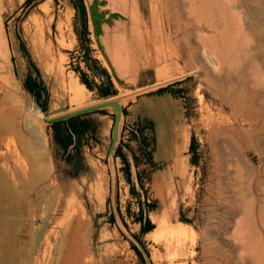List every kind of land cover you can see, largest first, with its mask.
<instances>
[{"label":"rangeland","instance_id":"374dc122","mask_svg":"<svg viewBox=\"0 0 264 264\" xmlns=\"http://www.w3.org/2000/svg\"><path fill=\"white\" fill-rule=\"evenodd\" d=\"M73 1L0 0V111L4 120L20 113L19 131L29 140L26 106L42 112L50 178L67 197L51 211L48 202L36 204L34 191L23 187L29 164L18 136L0 133V172L10 191L22 195L24 188L26 197L0 203V264H264V121L256 112L264 110V98L250 108L217 87L233 82L239 90L245 69L248 89L257 78L264 88L254 69L264 71V48L247 35L244 7L229 10L228 46L221 52L201 0H165L166 34L156 42L174 50L165 39L169 30L182 58L160 73L155 63L109 60L100 25L119 14L102 8V0H81L83 31ZM234 1L241 0H227ZM214 52L233 61L216 65ZM76 67L92 89L79 81ZM100 69L113 94L98 95L97 85L107 86ZM28 74L45 86L43 109L23 86ZM71 86L81 90L78 98ZM115 97L124 102L107 100ZM76 114L88 121V131L67 154L50 124ZM117 146L135 193L114 156ZM138 202L143 209L152 205L147 217L154 227L143 234L134 221ZM178 225L186 229L181 238L173 233ZM39 230L48 243L42 234L36 238Z\"/></svg>","mask_w":264,"mask_h":264},{"label":"bare ground","instance_id":"6f19581e","mask_svg":"<svg viewBox=\"0 0 264 264\" xmlns=\"http://www.w3.org/2000/svg\"><path fill=\"white\" fill-rule=\"evenodd\" d=\"M201 4H202V7L205 8L204 10H206L207 12H209L210 15H212V19L214 18L215 24L213 25L212 23H210V27H212V31L217 32V35L216 34L212 35V39L214 42L213 44H215V45L217 44L216 46L220 47L221 52H226V50H227L229 34L226 35V31H227V29L230 30V27H229V25H230L229 10L231 8H234L235 6H243L244 7L246 24H247V28L249 29V32L247 33V35L253 36V38L259 43V45L264 48V8H262L261 6L258 5L257 0L234 1L233 4L227 2V0H201ZM240 26H241V24L238 22V28H240ZM223 32H225V33H223ZM225 35L227 36V38L225 37ZM218 40H220L219 43H218ZM229 53L230 52H228V54ZM214 56H215V58H214L213 62L216 65H223L224 63L228 64L231 62V59L233 61V57L231 56V54H230V56L229 55L225 56V54H224V56L221 57L216 52H214ZM260 58L262 60V65H263L262 67L264 68V51L261 54ZM254 69H256L255 72L257 73L258 76H264V71H261L258 66H256ZM226 74L227 75L231 74L230 69H228L226 71ZM247 76L248 75H247V72L245 71V69L242 70L241 71V77H244V78L240 80L241 85L239 86V90H237V91L234 89L235 87H234L233 82H231V84L229 85L231 90L228 87L225 88L224 84L218 85L217 87L221 92L228 95L229 99L236 98L242 104L246 105L247 107L253 108L254 103H255V99L257 97L264 98V88L261 87L260 84H262V83L260 82L259 78H257L253 81L254 86H253L252 90L248 89L249 88L248 83L250 81L248 80ZM75 85H77V84L75 83ZM256 86H258V87H256ZM263 86H264V84H263ZM82 87H84V86H82ZM259 88H261L260 91L259 92L256 91V89H259ZM71 90H72L73 96H75L76 98H78L80 96L81 90L79 91V90L75 89V87H73V86H71ZM232 92H235V93H232ZM81 94H83V93H81ZM107 100L109 102L115 104V105H119L122 102H124V99L120 98V97L110 98ZM20 110H21V108H20ZM3 111L4 110L0 111V133H1V135H4V134L7 135L8 133H13V134H16L18 136L19 143H20L19 145H20V147H21V145L23 146V150L26 153L27 162L29 164V167H27L28 168L27 171H25V169H23L25 171V176H24V178L22 177L23 178L22 183L24 185V186L23 185L22 186L26 189L29 188L28 189L29 191H31V190L34 191V195H36V197H35L36 204L39 205V203H41L43 201L48 202V209L50 211L52 210L53 207L55 209L62 207V202L67 197L63 198L64 192H65L64 189H54L55 188V186H54L55 180L50 178L51 177L50 176L51 165L49 164V161H47V156H46L47 150L45 151L46 139H45V135L43 133V123L46 119L44 117H42L43 116L42 112L37 107L35 108L34 106H31V105L26 106V122L29 125V127H28L29 134L35 138V141H33L34 138L29 140L23 134H21V132L19 131V125L17 124V118L19 117L20 113L16 112L18 110L13 111L16 114L17 113L18 114L15 116H12V118L9 117L10 120L5 119L8 121L7 127H4V124L6 122H4L5 117L3 115V114H5V112L3 114L1 113ZM256 112H258V114L262 113L263 117L260 118V120L264 121V110H261L260 107H257ZM6 115H8V114H6ZM8 116H11V115H8ZM259 128H260V126H259ZM257 139L260 140L261 135H258ZM4 145H6V144H4ZM59 186L62 188L61 185H59ZM24 188H22V190L25 192ZM23 191H22V193H23L22 195H21V193L16 194V193H13L12 191H10V189L7 186V183L4 180L2 173L0 172V203L1 204L4 202H8L9 200H12L13 198L14 199L17 198L18 202L22 201V199L24 201L26 197H25V194ZM18 202L16 201V204H18ZM54 204H55V206H54ZM185 230H186L185 226H183V225H178V226L174 227L173 228V233H175L174 236L176 235V237L181 238L182 236L186 235ZM43 232H42V230L36 231L35 236H36V238L37 237L39 238V236L42 234L43 239H44V243H48V240H49L48 236ZM175 243H176V241H175ZM176 245H178V244H176ZM181 245L182 244H179L177 247H180ZM75 254H76V252H75ZM2 258L4 260L7 258V256L3 255Z\"/></svg>","mask_w":264,"mask_h":264},{"label":"crops","instance_id":"0c3cea01","mask_svg":"<svg viewBox=\"0 0 264 264\" xmlns=\"http://www.w3.org/2000/svg\"><path fill=\"white\" fill-rule=\"evenodd\" d=\"M166 2L165 0H102V8H108L119 14L110 24L100 25V41L105 56L109 60L116 59L121 63L126 58L134 67L155 63L160 73L165 72L167 65L174 67L175 59H180L182 56L171 40L170 31L167 30L165 39L174 50L169 52L156 42L159 34H166L160 21L166 18Z\"/></svg>","mask_w":264,"mask_h":264},{"label":"trees","instance_id":"16d2710c","mask_svg":"<svg viewBox=\"0 0 264 264\" xmlns=\"http://www.w3.org/2000/svg\"><path fill=\"white\" fill-rule=\"evenodd\" d=\"M74 7L79 11L80 17H81V27L82 30L85 31L86 25H85V18H84V8L81 0H74L73 1ZM33 66V64L31 63ZM34 67V66H33ZM34 70L38 76V71L34 67ZM75 70L78 72L79 81L85 85L87 89H92V85L85 77V73L79 69L78 67L75 68ZM100 72L105 76V83H107V86H103V83H100L97 85V93L99 96H106L109 94H113L114 90L111 88V83L107 78V75L105 74V71L103 69H100ZM32 77L30 74L26 75L23 80V86L24 88L34 97L37 104L40 106L41 109L44 108V104L47 99V92L45 89V86L43 85L42 81L38 79V77ZM160 91V90H159ZM98 113H104L103 110H97ZM50 127L53 130L54 133V140L58 143L60 148L67 154L68 147L72 145L74 149L77 148V142L79 137L83 136L88 131V121L83 118L82 115L76 114L73 116H70L63 120H56L53 121L50 124ZM77 141L76 143H74ZM76 144V145H75ZM190 148L193 149L190 143ZM114 156L119 157L122 167L120 168L121 171L124 174V179L128 184H130V192L135 193L134 187L132 184V181L130 179V172H129V163L125 156V154L121 151L120 147L117 146L114 150ZM146 208L143 209L141 207V203L138 202V210L135 214L134 221L139 223V233L143 234L148 231H150L154 226L150 222L149 218L147 217V210L151 209V204H145ZM131 249L139 255V251L137 248L130 244Z\"/></svg>","mask_w":264,"mask_h":264}]
</instances>
